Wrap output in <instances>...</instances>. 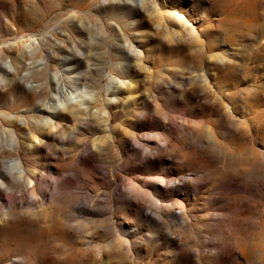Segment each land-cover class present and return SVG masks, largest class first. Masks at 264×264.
Returning a JSON list of instances; mask_svg holds the SVG:
<instances>
[{"label": "rangeland", "instance_id": "obj_1", "mask_svg": "<svg viewBox=\"0 0 264 264\" xmlns=\"http://www.w3.org/2000/svg\"><path fill=\"white\" fill-rule=\"evenodd\" d=\"M0 177V264H264V0H0Z\"/></svg>", "mask_w": 264, "mask_h": 264}, {"label": "bare ground", "instance_id": "obj_2", "mask_svg": "<svg viewBox=\"0 0 264 264\" xmlns=\"http://www.w3.org/2000/svg\"><path fill=\"white\" fill-rule=\"evenodd\" d=\"M259 28V27H258ZM52 97L50 99H47L46 101H40L39 106L33 111V124L37 127V130L29 132L28 140L29 142H32L33 147H39L34 142L38 141L39 138L38 133L45 129H51L53 126V118L58 114L60 110H64L68 107L70 104H76L80 108L82 107L81 101L74 100L73 94L71 89H67L62 82L57 79L56 84L53 87ZM89 106L87 105L84 109L86 110ZM47 115V116H45ZM42 143V140L39 138V144ZM98 148V147H97ZM100 149V147H99ZM9 150L16 151L17 146L13 144ZM7 172L10 175H15L17 177V183L19 185L24 184L27 186L28 176L30 173L28 170H26L22 164L21 161H19L16 158L10 159L7 164ZM62 168L57 165V169L60 170ZM65 184V179H62V183ZM0 188H4V179L0 177ZM11 195L13 196L15 194V191H13L12 188L8 190Z\"/></svg>", "mask_w": 264, "mask_h": 264}]
</instances>
